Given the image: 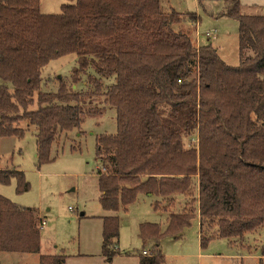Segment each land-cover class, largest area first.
<instances>
[{"label":"trees","instance_id":"16d2710c","mask_svg":"<svg viewBox=\"0 0 264 264\" xmlns=\"http://www.w3.org/2000/svg\"><path fill=\"white\" fill-rule=\"evenodd\" d=\"M224 1L225 15L238 22L236 66L180 28L195 23L193 13L165 12L160 0H67L56 14L42 13L39 0H0V79L11 86L0 85V138L34 127L40 164L86 117L112 106L116 132L95 140L104 210L126 209L139 192L160 195L166 207L181 195L166 231L178 234L197 215L201 246L204 232L242 239L264 227V11L244 14L239 0ZM66 53L76 55L71 84L58 79L54 91L44 89L42 68ZM88 67L99 77L87 76L93 90L84 93L72 84ZM184 138L197 142L184 147ZM11 177L17 192L28 189L23 171L0 169V183ZM41 220L0 195V251L39 252ZM118 228L117 216L102 217L107 261L117 253ZM139 236L157 240L158 226L140 223ZM66 257L40 253L38 264ZM162 261L156 252L138 264Z\"/></svg>","mask_w":264,"mask_h":264},{"label":"rangeland","instance_id":"374dc122","mask_svg":"<svg viewBox=\"0 0 264 264\" xmlns=\"http://www.w3.org/2000/svg\"><path fill=\"white\" fill-rule=\"evenodd\" d=\"M64 2L67 0H39V10L56 14ZM239 3L244 14L264 11V0H239ZM160 7L165 12L172 8L185 17L193 13L195 23H183L180 28L187 31L198 46L211 44L226 64L238 65V22L225 15L227 3L224 0H160ZM172 26L176 30V25ZM210 30H215V36L207 38L204 34ZM75 66L74 53L50 60L41 70L43 88L54 91L58 79L70 85ZM89 75L99 77L88 67L72 87L84 93L92 91L93 85L87 80ZM112 81V78L102 79V89ZM1 84L11 87L0 79ZM98 105L103 106L100 102ZM116 129L115 109L104 106L99 116H88L82 121L80 132L69 134L74 141L60 139L54 143L50 152V157L54 158L40 164L36 159L34 127L25 128L19 136L0 138V169L21 170L28 182L26 191L17 192L16 179L11 177L7 183H0V195L18 206L31 208L45 221L39 228V252L0 251V264H38L40 253L59 251L69 257L70 264H138L143 250L151 254L160 252L161 264H264L261 250L264 227L246 233L242 239L210 237V233L204 232L201 246L199 221L195 215L178 234H169L166 231L168 213L182 209L185 198L181 195L176 196L174 207H166V199L160 195L139 192L126 209L119 206L116 211L104 210L98 182V170H103V161L95 156V140L100 134H114ZM196 142L184 138V147ZM70 144L75 148L71 150ZM108 215L117 216L119 222L117 253L111 261L102 256L101 242L99 247L94 229V223L101 220L102 241V217ZM144 222L158 226L160 236L157 240L142 242L139 224ZM82 250L87 256H73Z\"/></svg>","mask_w":264,"mask_h":264},{"label":"crops","instance_id":"0c3cea01","mask_svg":"<svg viewBox=\"0 0 264 264\" xmlns=\"http://www.w3.org/2000/svg\"><path fill=\"white\" fill-rule=\"evenodd\" d=\"M72 210V209H71ZM83 214V213H82ZM81 213H80V215H82ZM42 219V218H41ZM97 219H99V217H97ZM101 219V218H100ZM45 225V224H44ZM94 226H95V228L94 229H96L97 230V233H96V240L98 239V245H99V247H100V242H101V220H100V222L97 224V223H94ZM87 254L88 253H86V252H84L83 250H82V252H77L76 254H74L73 256L74 257H82V256H87ZM68 258L69 257H66V264H70L69 263V260H68ZM71 260H72V258H70Z\"/></svg>","mask_w":264,"mask_h":264},{"label":"built area","instance_id":"2783aa9c","mask_svg":"<svg viewBox=\"0 0 264 264\" xmlns=\"http://www.w3.org/2000/svg\"><path fill=\"white\" fill-rule=\"evenodd\" d=\"M207 38H211V37H214L215 36V30H210V31H206L205 34H204ZM196 140H193L192 142H195ZM71 210V208H70ZM45 224V221L42 219L40 221V226L42 227L43 225ZM142 255H151V252H148L146 250H143L142 251Z\"/></svg>","mask_w":264,"mask_h":264}]
</instances>
